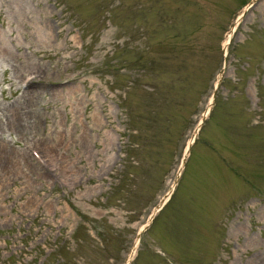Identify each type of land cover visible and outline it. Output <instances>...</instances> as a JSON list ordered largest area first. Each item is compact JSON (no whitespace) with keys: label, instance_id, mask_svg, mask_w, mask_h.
<instances>
[{"label":"rangeland","instance_id":"374dc122","mask_svg":"<svg viewBox=\"0 0 264 264\" xmlns=\"http://www.w3.org/2000/svg\"><path fill=\"white\" fill-rule=\"evenodd\" d=\"M0 264H264V0H0Z\"/></svg>","mask_w":264,"mask_h":264},{"label":"water","instance_id":"95a60500","mask_svg":"<svg viewBox=\"0 0 264 264\" xmlns=\"http://www.w3.org/2000/svg\"><path fill=\"white\" fill-rule=\"evenodd\" d=\"M183 160H184V159H182V161H181L182 164H183Z\"/></svg>","mask_w":264,"mask_h":264}]
</instances>
